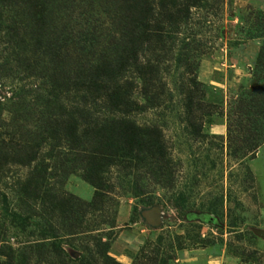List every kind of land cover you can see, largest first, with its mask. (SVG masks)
I'll return each mask as SVG.
<instances>
[{
	"label": "rangeland",
	"instance_id": "1",
	"mask_svg": "<svg viewBox=\"0 0 264 264\" xmlns=\"http://www.w3.org/2000/svg\"><path fill=\"white\" fill-rule=\"evenodd\" d=\"M128 16L138 63L159 67L152 78L162 100L149 105L140 85L124 86L121 97L140 106L126 116L162 137L130 148L110 135L107 145L88 125L68 149L62 129L76 125V94L55 92L52 78L94 74L121 57L111 44ZM92 27L94 45L82 41ZM1 55L9 61L0 69V264H264L258 1L0 0V63ZM37 88L47 106L28 93ZM105 150L117 165L82 162ZM154 207L157 226L142 216Z\"/></svg>",
	"mask_w": 264,
	"mask_h": 264
},
{
	"label": "trees",
	"instance_id": "2",
	"mask_svg": "<svg viewBox=\"0 0 264 264\" xmlns=\"http://www.w3.org/2000/svg\"><path fill=\"white\" fill-rule=\"evenodd\" d=\"M11 1L12 0H6V2L9 3ZM118 23H120L121 27L120 41L113 40L111 45L120 46L123 48L121 51V57H117L116 59H113V61L102 60L103 62H101L98 67L95 68L96 72L94 74L83 76L81 72H78L76 74H72L71 76V74L63 75V73H61L57 77L54 76L52 78V80H54L53 82H55L52 85L54 90H56L55 92H60L61 90L64 94H70L71 92H73V95L76 94L72 98L73 100L77 101L76 105L78 106V108L74 112V115H77V121H75L76 125L72 126V132L62 129L70 140L69 145H67L68 149L70 148L72 150L71 147L79 143L80 138L84 137V132L80 133L78 129L84 126L87 127L88 125L89 127L92 125V127H90L93 130L92 133L94 135H97L100 140L106 139L107 145L109 144L108 141L113 139L114 137L116 139L115 142L118 144H120V142L118 141L128 139L130 148L139 147V141L143 138H146L149 144L152 145L154 143H157V139L160 140V138L162 137L161 132L156 125H150L149 127L138 126L137 122H131L127 119L126 114L131 111V109L137 107L139 108L140 106L136 102L132 103L129 101H125L124 97H121L120 93L122 92L121 90H124V86H130L129 88H139L140 85V94L145 97V100L149 105H154L155 107H158L157 105L161 103L162 95L156 92L159 89V86L153 83L155 80H153L152 78L153 74L158 71L159 67L157 65L155 66L154 64H145L143 62H140V64L138 63L139 48L137 46L138 35H136L138 34V32L136 31L137 28L135 26L137 25V22H133L128 16V18H120ZM133 26L136 29L133 28ZM38 29H40V35L38 38H40L41 36V38L43 39V36L47 33V30H43V28H41L40 26V23L38 24ZM96 30V27H92V29L84 32L82 35V41H87L88 43H90V45H94L98 35V32ZM8 33H14V31L10 29L8 30ZM41 38L37 39L38 42H41ZM59 41L60 38H57V41L54 42L55 48L53 47L51 49H59L57 45ZM10 44V42L7 43L8 48L6 49V51H10ZM62 48H65L64 45H62ZM62 48L60 49L62 50ZM127 55L130 56V58H134L133 64H131V62L129 61L128 63H126V58H128ZM1 58L4 60H1L0 69L2 67H5L7 65V62L9 61L8 57L6 59L1 55ZM112 62H114L115 64H111ZM125 65H131L130 67H134V69L137 70V73H128L126 69L127 66L125 67ZM191 83L195 86L197 85L195 81H192ZM28 93L35 95V97L33 98L36 99L34 100L35 103H41L46 106L50 103L45 100V96H42V94L39 93L38 88L34 91L29 90ZM102 93L104 94L102 95ZM53 103H56V101ZM185 103H187L185 109L188 110V108L191 106V102L187 100ZM99 104L103 105V108L100 109V111H90L91 108L99 106ZM110 135H112V137H110ZM109 137L111 139H109ZM121 145H123V141ZM109 146L113 148L114 145L110 144ZM105 152L106 153L93 151L91 155H89V153L82 157L79 153L78 157L83 158L82 162H84L85 160L89 162L99 160L101 162L104 161L110 165H117L119 163V157H117L114 152H112L111 150H105ZM121 163H123L122 160ZM105 261L108 264H111L110 262H112L109 257H107Z\"/></svg>",
	"mask_w": 264,
	"mask_h": 264
},
{
	"label": "water",
	"instance_id": "3",
	"mask_svg": "<svg viewBox=\"0 0 264 264\" xmlns=\"http://www.w3.org/2000/svg\"><path fill=\"white\" fill-rule=\"evenodd\" d=\"M156 214V216H154ZM142 216L145 218V220L153 225L157 226L161 223L160 217H159V209L154 207L151 210H145L142 212Z\"/></svg>",
	"mask_w": 264,
	"mask_h": 264
},
{
	"label": "crops",
	"instance_id": "4",
	"mask_svg": "<svg viewBox=\"0 0 264 264\" xmlns=\"http://www.w3.org/2000/svg\"><path fill=\"white\" fill-rule=\"evenodd\" d=\"M255 1H258V3L261 5V7L264 8V0H255Z\"/></svg>",
	"mask_w": 264,
	"mask_h": 264
}]
</instances>
